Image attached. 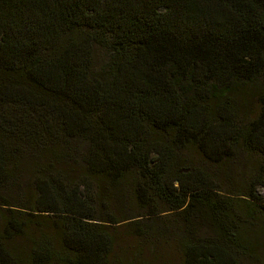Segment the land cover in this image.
<instances>
[{
	"label": "trees",
	"instance_id": "1",
	"mask_svg": "<svg viewBox=\"0 0 264 264\" xmlns=\"http://www.w3.org/2000/svg\"><path fill=\"white\" fill-rule=\"evenodd\" d=\"M120 223L264 264V0H0V264H142L112 260Z\"/></svg>",
	"mask_w": 264,
	"mask_h": 264
},
{
	"label": "rangeland",
	"instance_id": "2",
	"mask_svg": "<svg viewBox=\"0 0 264 264\" xmlns=\"http://www.w3.org/2000/svg\"><path fill=\"white\" fill-rule=\"evenodd\" d=\"M83 151L84 146L82 144L79 142H71L70 150L67 152L70 159L67 163H80L78 157L83 153ZM241 163H245L243 162V159H241ZM239 176L240 174L237 173V171L233 172L228 177L217 175L219 187L223 189L222 196L233 199L232 196H230L233 193L231 185H233ZM26 181L25 175L21 178L19 177L17 185H15L14 189L4 193V196L7 197V199L13 200H29L31 195L29 192L28 195L26 194ZM127 182L129 183V180ZM257 193L262 196L263 192L260 189H257ZM133 203L132 199L125 201V199L118 200L116 198L111 203L110 209H113V213L119 218L124 215H133L135 210L136 213H139L140 210H138ZM112 230L114 231L116 238L112 251V260L115 262L121 260L124 263H131L130 261L135 259V261H140L142 264H183L179 248L177 246L178 232L174 230V234H176L177 237H171L170 234L172 232L170 233L169 226L159 228L160 231L157 232L158 240L156 245H150L149 242L145 243L135 239L129 234L123 223L114 226ZM242 263L247 264L244 262Z\"/></svg>",
	"mask_w": 264,
	"mask_h": 264
}]
</instances>
